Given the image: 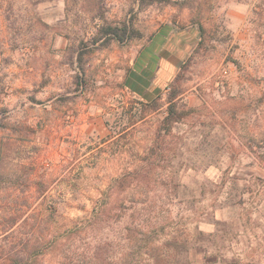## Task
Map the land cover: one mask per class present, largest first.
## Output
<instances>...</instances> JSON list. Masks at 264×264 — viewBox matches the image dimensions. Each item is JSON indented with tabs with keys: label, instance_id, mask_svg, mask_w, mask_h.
Segmentation results:
<instances>
[{
	"label": "rangeland",
	"instance_id": "1",
	"mask_svg": "<svg viewBox=\"0 0 264 264\" xmlns=\"http://www.w3.org/2000/svg\"><path fill=\"white\" fill-rule=\"evenodd\" d=\"M0 264H264V0H0Z\"/></svg>",
	"mask_w": 264,
	"mask_h": 264
},
{
	"label": "crops",
	"instance_id": "2",
	"mask_svg": "<svg viewBox=\"0 0 264 264\" xmlns=\"http://www.w3.org/2000/svg\"><path fill=\"white\" fill-rule=\"evenodd\" d=\"M184 33L188 36L182 37L181 32H171L160 44H152L155 45L154 49L126 75L125 86L129 92L146 100L154 99L163 92L195 39L194 32Z\"/></svg>",
	"mask_w": 264,
	"mask_h": 264
},
{
	"label": "built area",
	"instance_id": "3",
	"mask_svg": "<svg viewBox=\"0 0 264 264\" xmlns=\"http://www.w3.org/2000/svg\"><path fill=\"white\" fill-rule=\"evenodd\" d=\"M227 73V71H225Z\"/></svg>",
	"mask_w": 264,
	"mask_h": 264
}]
</instances>
